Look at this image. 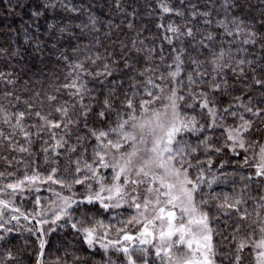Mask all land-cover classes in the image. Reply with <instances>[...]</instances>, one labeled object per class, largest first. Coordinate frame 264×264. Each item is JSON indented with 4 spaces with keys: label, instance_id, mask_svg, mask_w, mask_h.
Instances as JSON below:
<instances>
[{
    "label": "snow or ice",
    "instance_id": "6c2138e0",
    "mask_svg": "<svg viewBox=\"0 0 264 264\" xmlns=\"http://www.w3.org/2000/svg\"><path fill=\"white\" fill-rule=\"evenodd\" d=\"M178 5L157 0L159 44L145 43L139 33L121 40L109 24L106 36L115 47L108 51L105 46L104 54L91 15L87 24H48L39 33V22L49 11L81 13L67 0H48L31 12L25 44L36 53L48 49L66 72L62 83L45 91L43 85L33 90L31 80L20 88L22 78L15 69L0 70V85L5 86L0 91V146L19 154L0 155V160L7 168L15 162L16 171L25 168L23 176L0 171V249H6L0 252V264H23L7 248L9 238L25 228L21 220L53 225L47 231L25 228L39 241L35 264H48L44 237L69 225L92 258L100 256V264H223L218 256L227 257L228 264H245L246 250L250 264H264V0H178ZM6 7L14 15L24 5L6 0ZM115 7L124 12L122 0H115ZM135 15V10L127 13ZM165 17L180 20L164 23ZM125 27L134 30L131 19ZM65 37L76 43L65 48ZM0 58L18 62L23 53L20 47L0 46ZM39 71L43 75L45 69ZM157 101L161 103L154 107ZM138 111L147 119L138 120ZM113 112L120 117L113 126L89 123L94 116L106 122ZM198 113L207 119H197ZM216 128L226 134L223 147L234 155H240L237 149L252 152L251 163L247 155L242 161L254 172L241 177L249 183L233 194L204 192L217 177L207 178L210 159L206 168L198 167L204 161L193 160L201 147L222 150L209 143ZM186 133L199 136L196 146L184 138ZM36 140L48 166L44 173L33 167L38 164ZM102 169L110 170V182ZM42 184L64 192L49 187L55 199L42 204L36 197L33 210H22L17 197L40 192ZM76 186L83 187V194ZM125 205L133 212L117 224L92 215ZM215 236L228 242L226 252L216 248ZM71 255L73 264H79L80 257ZM93 259L86 257L84 264Z\"/></svg>",
    "mask_w": 264,
    "mask_h": 264
},
{
    "label": "trees",
    "instance_id": "16d2710c",
    "mask_svg": "<svg viewBox=\"0 0 264 264\" xmlns=\"http://www.w3.org/2000/svg\"><path fill=\"white\" fill-rule=\"evenodd\" d=\"M17 0H12L13 6H15ZM24 5L22 8H15V14H8L6 7V0L4 4H0V46L9 48L20 47L23 58L19 59L17 62L16 59H6L0 58V70L11 71L16 70L20 79L18 81L19 87L24 88V80H31V87L33 90H39L41 85H43L45 91H51L55 86L63 82V77L66 72V69L58 64L55 60V57L52 56L48 49L41 53H36L32 48L27 47L25 44V29L26 26L31 25L30 14L38 6L43 3L48 2V0H20ZM59 3L60 0H57ZM71 5L79 7L82 11L76 16L71 13H65L62 8H58L55 11H49L47 14V19L41 18L39 24V33H45L47 31L48 24H64L69 27H74L75 25H84L89 23V15L95 17L97 22V27L100 29L98 33L101 37V40L104 41V46H99V52L105 53V46L108 51H111L115 45H113L109 38L106 36V33L109 32V24L113 25L112 31L115 35H118L121 40L129 41L137 35L141 34L142 38L145 39V43H152L155 41L157 44L160 43L158 36L161 31L157 28V23L159 20V10L157 8V0H122V6L124 12H118L115 7V0H67ZM196 2V0H193ZM204 0H200V3L203 4ZM172 4L178 5V0H172ZM43 11V9H41ZM135 10V17H128L127 13ZM254 15H259L254 13ZM128 19H131L134 30L130 31L125 27V24ZM169 20L179 21V17H165L164 23H167ZM32 32H35V29H29ZM75 35H79V30L74 28ZM37 33V34H39ZM61 43L65 48H69L70 45L75 44V39H70L65 37L62 39ZM51 45H49V49ZM95 51V50H94ZM118 54V52H117ZM83 58V57H81ZM43 61V62H41ZM40 69H45L43 75L40 73ZM59 76V79H54L53 77ZM38 78V79H37ZM231 79V74H229ZM5 86L0 85V91H3ZM29 93H25L28 95ZM2 99V98H0ZM67 99V97H64ZM160 101H157L154 106H158ZM100 106L97 105V109ZM119 107V106H118ZM184 111L191 113V109L185 108ZM141 112H137L139 116ZM124 118H127L126 116ZM197 119L205 121L207 119L203 113L197 114ZM120 117H117L115 112H113L108 118L107 121H101L98 116L92 117L89 123L95 128H105L113 126L115 122L119 121ZM228 124L232 123V119L229 118L227 121ZM58 131V130H57ZM201 135H204L203 133ZM184 138L193 146H196L199 142V136L193 135L190 133L184 134ZM73 141L75 137L72 138ZM226 142V134L220 129L216 128L212 130V133L209 138V143L213 145L214 148H222L220 152L214 150H204L202 147L198 149L197 153L194 154L193 160L199 158L204 161V164L199 165L198 167L207 166V161L211 160L212 168L210 171L206 172L207 178L211 179L213 173L217 177L216 182L212 185L211 189H204L206 193H227L233 194L234 190L239 192L245 183H249L247 180H242L241 177H246L247 174L253 173V170L247 165L243 164L242 157L243 153L239 152L240 155L236 156L233 154L232 150L229 148H224L223 145ZM41 147V141L36 140L33 144V153L35 158L38 161L37 165L33 167H39L41 173H44V169L48 167L44 163L43 156L40 154L39 150ZM0 155L2 156H11L19 155L18 153H10L5 150L3 146H0ZM89 158L91 157V149L88 153ZM66 159V157H65ZM32 167L28 168V171L31 172ZM0 171H15L16 176H23L25 168L20 167L19 171H16L15 162H13L12 168H7L4 161L0 160ZM192 175H195V170H190ZM15 177H11L10 180H14ZM79 189L80 193L83 194L84 189L82 186H76ZM96 187V185H94ZM64 192L63 189H61ZM251 194L255 195V190H250ZM65 194H68L65 192ZM30 196V194H28ZM18 196L16 203L18 206L24 207L26 210H29L32 206V198ZM207 198V197H205ZM215 203V201H210ZM252 202H248L249 210L251 211ZM119 212V211H118ZM212 213L216 212L215 208L211 209ZM102 213V214H101ZM101 213H92L94 216H98L99 219L106 221L110 217L111 212ZM21 225L26 227H35L39 228L37 224L33 221L32 224H29L28 221L21 220ZM63 223V222H60ZM214 224H220L219 220L213 221ZM241 223H244L241 221ZM25 228H21L19 233L13 234L9 239L10 243L7 245V248H11L14 255L18 259L22 260L23 264H35V254L39 251V241L35 235L27 232ZM243 235V233L241 234ZM48 241V244L45 249V254L48 260V264H55L59 258L60 264H63L64 261H68L69 264H73L72 253H75L76 256L80 257L79 264H84L85 258L93 259L92 254L87 250V246L81 243V240L77 237L74 231L71 229L70 225L63 228H57L55 232H52L50 235L44 237ZM214 243L216 248L224 253L227 251L228 242L224 241L221 236L214 237ZM6 251V249H0V252ZM67 253V254H66ZM250 257L247 255V250L245 254V264H250ZM217 261H223V264H228V259L225 256H218ZM11 264V262H10ZM93 264H100V256L97 255L93 259Z\"/></svg>",
    "mask_w": 264,
    "mask_h": 264
},
{
    "label": "rangeland",
    "instance_id": "374dc122",
    "mask_svg": "<svg viewBox=\"0 0 264 264\" xmlns=\"http://www.w3.org/2000/svg\"><path fill=\"white\" fill-rule=\"evenodd\" d=\"M159 105H160V103H159ZM154 107H156V106H154ZM137 117H138V120L147 119V115L142 113V112ZM129 150H130V148H129ZM236 151L242 152L243 156L247 155L250 158L249 162L250 163L252 162L251 161V157H252V152L251 151H249L248 153H245L241 149H237ZM251 169L254 172V169L253 168H251ZM101 172H103L104 176L107 177V180L110 182L111 181V172H110V170H103L102 169ZM248 175L249 174H247L246 177ZM49 187H51L53 189H56V190H59V191H62L61 189H59V187L57 185L42 184V185H40V188H41L40 192L25 191L24 193L20 194L21 197H29L28 199L32 198V202L33 203H32L31 208L28 211H31V210H33L35 208L34 200H35L36 197H39L41 199V203L42 204H46L48 200L55 199L53 192L48 191ZM141 191H143V188H141ZM28 194H30V196H28ZM19 207H21V206H19ZM21 208H22V210H26L24 207H21ZM132 212H133V210L128 208L127 205H125L124 208L112 210L111 214H110V217L106 219L105 223L117 224V222L120 221V220H126L132 214ZM113 217H114V219H113ZM38 226H39V228L43 227V229L45 231H47L49 228L53 227V225H51L50 223L49 224H45L43 226H41V225H38ZM113 236H114V233H113Z\"/></svg>",
    "mask_w": 264,
    "mask_h": 264
}]
</instances>
